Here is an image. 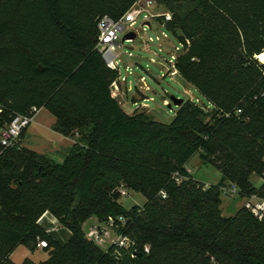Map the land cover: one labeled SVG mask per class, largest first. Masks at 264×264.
<instances>
[{
    "label": "trees",
    "instance_id": "trees-1",
    "mask_svg": "<svg viewBox=\"0 0 264 264\" xmlns=\"http://www.w3.org/2000/svg\"><path fill=\"white\" fill-rule=\"evenodd\" d=\"M137 1L0 0L2 119L44 108L53 132L73 141L61 162L24 147L0 155V264L38 241L47 254L38 264H264V218L220 209L226 184L241 200L264 199V0H155L171 20H154L184 46L177 75L210 105L183 100L167 125L122 110L111 94L118 70L96 49L97 20H118ZM195 155L217 183L186 173ZM121 189L145 203L125 210ZM46 213L65 240L38 223ZM89 219H111L129 247L87 240Z\"/></svg>",
    "mask_w": 264,
    "mask_h": 264
},
{
    "label": "rangeland",
    "instance_id": "rangeland-1",
    "mask_svg": "<svg viewBox=\"0 0 264 264\" xmlns=\"http://www.w3.org/2000/svg\"><path fill=\"white\" fill-rule=\"evenodd\" d=\"M65 8L67 11L74 10L71 4L66 5ZM156 11L158 13L168 12L158 5ZM143 15L144 13L136 16L132 28L137 33L136 38L120 44L115 51L117 55L115 62L120 81L117 83V91H113V96L121 108L130 115L134 112H145L154 121L166 125L171 123L177 111L174 106L168 107L171 97L190 100L210 108L205 99L181 76L170 75L172 69L167 61L170 60L172 53H175L174 48L180 43L157 20L150 21V28L148 26L143 28ZM162 33L167 34L166 39L163 38ZM183 49L181 53L184 52ZM53 124L54 117L46 109H39L33 122L25 130L20 146L45 155L56 162H61L73 142L53 132ZM187 168L194 180L204 184H215L221 177L214 167L203 164L198 155L189 160ZM250 181L254 187H259L262 183V180L255 176H252ZM127 194L119 200L125 210H129L134 205L142 206L145 203L142 195L133 192H127ZM220 200V209L224 216L234 215L244 203V200L230 198L226 195H221ZM92 224H94V219H89L83 228L87 229ZM56 226H58V232L48 231L59 234L58 238L65 240L67 231L58 221ZM112 238L115 237L112 236Z\"/></svg>",
    "mask_w": 264,
    "mask_h": 264
},
{
    "label": "built area",
    "instance_id": "built-area-1",
    "mask_svg": "<svg viewBox=\"0 0 264 264\" xmlns=\"http://www.w3.org/2000/svg\"><path fill=\"white\" fill-rule=\"evenodd\" d=\"M157 3L155 0H138L130 8V10L125 13L120 19L113 20L108 16L100 17L96 23L97 29V43L96 49L101 54L105 63L117 69L115 59L117 55L115 54L116 47L122 44L121 40L125 34L137 33L133 30L135 24V19L138 14L144 13V21L142 27L145 23H149L151 20L156 18L162 19V24L171 20V15L168 12L158 13L156 11ZM163 26V25H162ZM151 26H149L150 28ZM164 39L167 38L166 33H162ZM183 44L180 43L179 46L174 48L170 60L167 63L170 65L172 72L171 76L177 75L175 69V61L178 55L181 54L183 49ZM117 82L112 84L111 94L113 96V91H117ZM114 97V96H113ZM39 109L32 107L25 114H13L10 116L8 121L2 119L4 113V107L0 105V155L9 148H20L21 134L25 132L28 126L33 122L34 116ZM239 112V111H238ZM186 173L191 174L190 170L187 168ZM179 177L175 176V180L179 182ZM209 185L205 184V188ZM221 195H226L230 198H236L239 195V188L233 184H226L224 187L220 188ZM121 197L127 196V191L124 189L119 190ZM160 197L164 199L166 197L164 192H160ZM243 207L247 209L257 220H262L264 218V199L259 198L256 195H250L243 199ZM113 221L108 219L105 223H98L96 225L89 226L85 232L84 236L87 240L94 242L96 245L106 248L110 245H117L118 247L128 248L130 241L126 237H122L114 234L113 231ZM112 236L115 238L113 239ZM37 247L43 249L46 247L45 241H38ZM147 251V249H145Z\"/></svg>",
    "mask_w": 264,
    "mask_h": 264
},
{
    "label": "crops",
    "instance_id": "crops-1",
    "mask_svg": "<svg viewBox=\"0 0 264 264\" xmlns=\"http://www.w3.org/2000/svg\"><path fill=\"white\" fill-rule=\"evenodd\" d=\"M123 110V109H122ZM124 111V110H123ZM125 112V111H124ZM126 113V112H125ZM128 115H130L129 113H126ZM69 139V138H67ZM71 142L72 139H70ZM43 228H45L46 230H56L58 229V226H56L57 224V220L52 217L49 214H44L39 222H38ZM98 224V222L94 219V224L92 225H96ZM86 230V229H84ZM65 233V232H64ZM65 238L67 237V233H65ZM57 237H59V234L56 235ZM10 261L13 264H21L25 259H29L30 261H32L34 264H38L40 262H44L47 259V254L44 252L43 249L40 248H36V250L34 252H30L27 248H25L24 246H19L16 248V250L10 255L9 257Z\"/></svg>",
    "mask_w": 264,
    "mask_h": 264
},
{
    "label": "water",
    "instance_id": "water-1",
    "mask_svg": "<svg viewBox=\"0 0 264 264\" xmlns=\"http://www.w3.org/2000/svg\"><path fill=\"white\" fill-rule=\"evenodd\" d=\"M145 26H150L149 23H145ZM136 38V35L135 33H128V34H125L123 37H122V40L121 42L124 43V42H130V41H133L134 39ZM183 100L182 99H175L173 97L170 98V103L168 104V107L170 108L171 106H174L176 108H178L181 104H182Z\"/></svg>",
    "mask_w": 264,
    "mask_h": 264
},
{
    "label": "bare ground",
    "instance_id": "bare-ground-1",
    "mask_svg": "<svg viewBox=\"0 0 264 264\" xmlns=\"http://www.w3.org/2000/svg\"><path fill=\"white\" fill-rule=\"evenodd\" d=\"M257 59H258L260 62L264 63V53H261L260 55H258V56H257Z\"/></svg>",
    "mask_w": 264,
    "mask_h": 264
}]
</instances>
